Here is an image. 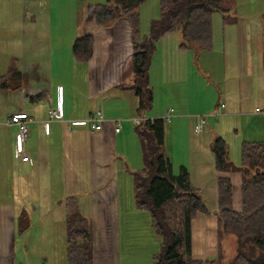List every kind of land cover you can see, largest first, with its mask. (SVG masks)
Instances as JSON below:
<instances>
[{
	"label": "crops",
	"instance_id": "crops-1",
	"mask_svg": "<svg viewBox=\"0 0 264 264\" xmlns=\"http://www.w3.org/2000/svg\"><path fill=\"white\" fill-rule=\"evenodd\" d=\"M16 4L23 11L27 8L22 2ZM36 10L29 13V18L24 12L22 18H6L5 23V4L0 11V22L4 24L0 23V43L14 45V52L5 54L7 70L0 74L9 72L12 61L17 60L26 78V85L13 84L18 89H0V218L10 220V234L15 236V219L22 214L35 218L37 213L56 211L66 218V202L73 197L83 214L95 215L96 264L100 242L106 249L111 248L110 237L120 235L116 226V220L122 218L120 214L137 209L128 191L124 190V200L120 197L126 182L122 177L130 174L134 178V172L144 167L141 140L132 121L139 115V97L129 87L134 82L131 25L125 18L109 26L98 25L93 11L96 28L91 33L92 23L83 18L75 29L73 18L68 20L52 13L49 18H41L37 13L42 10L41 4H36ZM216 15H220L223 26L229 23L240 30L229 37H219V42L227 41L231 47V84L227 59L222 58L227 53L215 44ZM253 18L250 13H243L225 22L223 13L215 11L211 50L181 47L180 33L172 31L157 41L149 64L150 83L155 89L159 87V92H153L152 107L143 114L156 118L174 110L172 121L165 126V151L175 171L181 166L188 168L193 186L199 189L210 211L199 213L192 222L193 255L200 259H211L210 254L216 249L220 254L219 171L211 148L213 140L223 137L229 154L232 149L233 160L240 159L241 164L243 142L264 145V113L257 111L264 109L263 29L257 40L242 32H248L247 23ZM86 33L94 36V54L88 60L77 61L74 40ZM202 51L214 55L217 61L202 65ZM218 59L223 60L224 66ZM201 66L206 68V74ZM222 103L225 106L219 108ZM60 106L63 119L45 125L49 109ZM99 109L105 119L102 128L94 130L87 119ZM18 111L33 117L23 152L29 156L27 161L15 156L17 126L5 124ZM199 115H207V123L201 132H196L194 125ZM118 119L122 120V128L116 132ZM174 150H178L177 155ZM67 157L71 167L66 165ZM59 161L64 163L62 170L58 169ZM55 170L58 176L61 174L53 183ZM58 181L66 189L54 191L53 185L57 186ZM44 186L53 188L46 196ZM26 203L29 205L25 207ZM42 203L47 204L41 206ZM89 217L93 219L92 215ZM11 247L5 252L10 257ZM56 251L54 247V258ZM65 254L61 251L63 262ZM8 264L15 263L10 259Z\"/></svg>",
	"mask_w": 264,
	"mask_h": 264
},
{
	"label": "trees",
	"instance_id": "trees-1",
	"mask_svg": "<svg viewBox=\"0 0 264 264\" xmlns=\"http://www.w3.org/2000/svg\"><path fill=\"white\" fill-rule=\"evenodd\" d=\"M146 0H108L94 5L98 25L109 26L116 20H129L133 39L134 82L129 85L139 97V115L152 107L153 91L149 79V64L156 42L172 31L180 33L181 47L197 50L213 48V13H223L229 18L236 0H160V14L152 20L148 35L140 34L139 7ZM263 67H264V13ZM95 39L86 33L74 40L73 54L77 61L90 59L94 54ZM23 76L17 67L0 74V89H18L12 80ZM162 117L143 121L136 125L141 140L144 167L134 172L135 203L139 209L151 215L152 226L162 237L155 264H223L222 240L233 233L237 237V252L230 264H264V145L245 141L242 144V165L252 170L241 180V206L235 208L230 170L224 164L229 160L226 140L217 136L211 148L216 156L218 177V211L220 256L216 259H200L193 255L192 222L199 213H210L198 188L193 186L187 167L176 172L165 151V126ZM258 169L256 172L255 170ZM66 264H94L95 230L91 219L81 211L73 197L66 202ZM28 213L18 218L19 227H29ZM250 248L253 251L250 252Z\"/></svg>",
	"mask_w": 264,
	"mask_h": 264
},
{
	"label": "rangeland",
	"instance_id": "rangeland-1",
	"mask_svg": "<svg viewBox=\"0 0 264 264\" xmlns=\"http://www.w3.org/2000/svg\"><path fill=\"white\" fill-rule=\"evenodd\" d=\"M17 2H22L23 4H25V8H27L23 11L20 7L17 6ZM107 2L108 0H0V11L1 8H3V4H5V17L2 19V22L5 23L6 18H22L24 12L26 13L27 18H29V13L33 10H36V4H41L42 10L40 12H37L41 15H39V17L49 18L50 13L55 14V16H57L58 14H62V18L68 20L73 18V21L75 23V29L78 28V24L83 18L84 22L89 21V24L92 23L90 28V31L92 33V30L96 28V25L93 20L94 5L98 3L102 4ZM239 3H241L240 6ZM234 4L235 5H233V9L237 8L234 13L235 16H238L239 14L243 13H250V15L254 17L253 19H250V21L247 23V25L249 26V29L247 28L248 32H246V30L242 32L243 34L250 33V38L252 39V37H254L255 40H257L260 35V29L262 27L261 18L262 14L264 13V0H236ZM243 6L246 8V10ZM138 10L141 16L140 34L143 37V35H148L150 33V25L152 23V20L157 19L159 17L160 0H146L145 3H143L139 7ZM216 16L217 17L215 19L214 24L215 44L222 46L225 52L227 53L225 56H222V58L227 59L226 66L227 69H229L228 79L230 80L231 84L233 73L232 70L230 71L229 66L230 63H232L233 61L231 60V57L228 54L231 51V47L227 41L224 43L219 42V37L223 39L224 35L229 37L235 32L239 33L240 30L236 25H232L229 23L223 26L221 23L220 15ZM2 22L0 23L3 26L4 24ZM12 47H14L13 44L0 43V73H4V71L7 70L8 60H6L5 65V54L8 53L7 51L14 52V50H12ZM202 53L203 54L201 55L199 62L202 65H204L203 62L212 65L213 61H217V58L214 55H211L208 51H202ZM32 55L33 54H31V56ZM27 56H30V54L27 53ZM218 61L221 65L224 66V62L222 59H218ZM14 67H18V70H20L17 60L12 61V66L10 70ZM202 69L203 73H205L206 68L202 67ZM214 76L217 77V74L215 72ZM158 81L160 80L158 79ZM12 83H23L24 85H26V78L24 77V75L21 77H15L12 80ZM34 85H38V82H35ZM151 87L152 91L158 94L159 87L155 89L156 86H153L152 84ZM167 125L168 124H166V126ZM68 141L69 140L66 139V145H68ZM230 151V161H233L236 164L240 165L241 160H233L232 149ZM67 152L69 153L68 150ZM174 153L175 155H177L178 150H174ZM67 159L68 163H66V165L68 167H71L72 163L70 162V159L68 157ZM58 163L60 167L58 169L62 170L64 163L62 161H59ZM175 168L177 169V167ZM60 174L61 173L59 172L58 176V173L55 170L53 183H56L55 179H57L58 177L60 178ZM224 174L230 176L232 179L234 194L233 206L235 208H240L241 180L243 172L232 171L230 169L224 171ZM132 176L133 175L129 174L126 177H122V179L126 181L124 182L120 191V197L123 200L126 195L125 191H128V194L135 201V186L134 178ZM62 179H64V177ZM53 186L54 191L56 189H66L61 187V183L59 184V181L57 184L59 188L55 185ZM30 189L33 190V188ZM51 189L53 188L44 186L43 196H46L47 193L50 194ZM27 190H29V188H27ZM46 204L47 203H42L41 206H45ZM28 205L29 204L26 203L25 207ZM135 206L137 207L136 203ZM87 214L89 216L92 215L93 219L84 214L87 218L92 220L95 230V215L93 212ZM124 215H126L128 218H124ZM120 216H122L121 220H116V226H118V231L120 235H118L117 233L115 235V238L114 235L110 237L109 244L111 248L106 249V247H103V243L100 242V245L97 249L96 264H155V254L159 253L160 251L162 237L157 234L154 227L152 226L150 213L146 210L139 209L138 207L136 209L134 207L130 210V212L121 213ZM28 221L29 227L22 230L19 227L18 219H15L14 225L15 230H17V233L14 236L13 232L12 234H10V220L7 218H0V264H8L10 259L15 264H66V261L63 262L61 258V251L65 254L67 247L65 216L63 214L61 215L57 213L56 211L46 212L44 215L37 213V215H35V218H29ZM109 221L110 220H108V222ZM199 224L202 225V223ZM94 236L96 240V231L94 233ZM237 245V237L233 233L229 234L226 239L222 240L221 257L223 259V264H230L231 259L237 252ZM10 247L11 249L13 248V254H11V257L10 254H5V252L9 251ZM54 247H57L56 258H54L53 256ZM210 255L211 256L209 257L211 259H216L220 256L217 249L215 251H212Z\"/></svg>",
	"mask_w": 264,
	"mask_h": 264
},
{
	"label": "built area",
	"instance_id": "built-area-1",
	"mask_svg": "<svg viewBox=\"0 0 264 264\" xmlns=\"http://www.w3.org/2000/svg\"><path fill=\"white\" fill-rule=\"evenodd\" d=\"M225 106L224 103L220 104L219 108H223ZM257 111L264 113V109L258 108ZM219 114V112L215 113ZM175 112L173 109H169L168 112L162 117L165 119L166 122H171ZM63 109L62 106L58 108H51L49 109V119L46 121L45 125H48L49 122L56 120V119H63ZM207 115H199L197 122L194 125V129L196 132H201L207 123L206 119ZM105 117L102 110H97L90 117L87 121L90 123L91 127L94 130H99L102 128V124ZM153 119L148 118L144 115H137L132 118V121L135 125H140L143 121ZM33 117L30 116L28 113L23 111H18L13 113L5 120L6 125H15L18 128L17 136H16V148H15V156L20 157L23 161H27L29 156L23 155L24 152V145L25 142L28 140L30 136V123L32 122ZM121 119L116 121L115 131L119 132L122 128Z\"/></svg>",
	"mask_w": 264,
	"mask_h": 264
},
{
	"label": "water",
	"instance_id": "water-1",
	"mask_svg": "<svg viewBox=\"0 0 264 264\" xmlns=\"http://www.w3.org/2000/svg\"><path fill=\"white\" fill-rule=\"evenodd\" d=\"M230 14H233V11H230ZM224 166H225L226 168H230L232 171L243 172V174H246V175H250V174L252 173V170H251L249 167H247V166H243L242 164L238 165V164H236L235 162L230 161V160H228V161L224 164ZM255 171L257 172L258 169H256ZM218 214H220V213L218 212ZM252 251H253V248H250V252H252Z\"/></svg>",
	"mask_w": 264,
	"mask_h": 264
}]
</instances>
